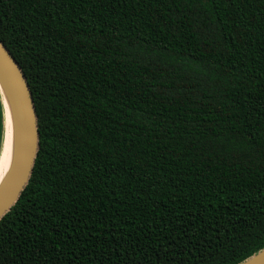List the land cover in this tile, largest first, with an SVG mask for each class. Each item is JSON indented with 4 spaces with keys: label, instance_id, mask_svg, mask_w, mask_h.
Here are the masks:
<instances>
[{
    "label": "trees",
    "instance_id": "16d2710c",
    "mask_svg": "<svg viewBox=\"0 0 264 264\" xmlns=\"http://www.w3.org/2000/svg\"><path fill=\"white\" fill-rule=\"evenodd\" d=\"M38 117L10 264H240L264 250V0H0ZM4 107L0 95V155Z\"/></svg>",
    "mask_w": 264,
    "mask_h": 264
},
{
    "label": "water",
    "instance_id": "95a60500",
    "mask_svg": "<svg viewBox=\"0 0 264 264\" xmlns=\"http://www.w3.org/2000/svg\"><path fill=\"white\" fill-rule=\"evenodd\" d=\"M0 95L4 107V133L0 160L5 151L8 118L15 137L12 167L0 186V220L19 200L28 184L39 149L38 117L34 99L20 65L0 41ZM240 264H264V250Z\"/></svg>",
    "mask_w": 264,
    "mask_h": 264
},
{
    "label": "bare ground",
    "instance_id": "6f19581e",
    "mask_svg": "<svg viewBox=\"0 0 264 264\" xmlns=\"http://www.w3.org/2000/svg\"><path fill=\"white\" fill-rule=\"evenodd\" d=\"M7 131V132H6ZM6 132L5 151L0 160V186L9 173L15 157V137L12 121L8 118Z\"/></svg>",
    "mask_w": 264,
    "mask_h": 264
},
{
    "label": "snow or ice",
    "instance_id": "6c2138e0",
    "mask_svg": "<svg viewBox=\"0 0 264 264\" xmlns=\"http://www.w3.org/2000/svg\"><path fill=\"white\" fill-rule=\"evenodd\" d=\"M5 254L0 252V264H10V262H6L4 259Z\"/></svg>",
    "mask_w": 264,
    "mask_h": 264
}]
</instances>
